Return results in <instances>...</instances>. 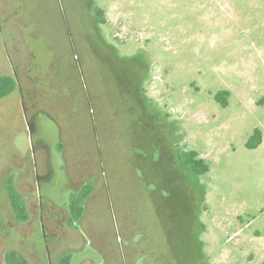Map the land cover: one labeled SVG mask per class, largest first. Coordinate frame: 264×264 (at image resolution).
<instances>
[{
    "label": "rangeland",
    "instance_id": "1",
    "mask_svg": "<svg viewBox=\"0 0 264 264\" xmlns=\"http://www.w3.org/2000/svg\"><path fill=\"white\" fill-rule=\"evenodd\" d=\"M82 3L103 8L97 31L118 56L149 68L147 111L135 125L130 66L87 52L80 0H0V72L18 82L0 101V264L10 251L29 264L64 251L72 264H264V0ZM254 127L263 139L248 149ZM173 142L210 171L181 169ZM87 182L68 225L69 195Z\"/></svg>",
    "mask_w": 264,
    "mask_h": 264
},
{
    "label": "trees",
    "instance_id": "2",
    "mask_svg": "<svg viewBox=\"0 0 264 264\" xmlns=\"http://www.w3.org/2000/svg\"><path fill=\"white\" fill-rule=\"evenodd\" d=\"M82 0H80L79 6L82 8ZM86 8L85 11L87 12L89 16V23L88 27L91 30V35L96 37V44L94 46H89V37L85 35L84 43L86 46V50L88 53H98V47H103L104 49L110 51L112 53V58L116 60L117 64L120 66H125L126 64L130 66L128 68L130 71H128L130 79L126 80L127 83H130L131 81V93L133 98V104L131 103V111L132 113L130 116H133V119H135V125H138V123L142 122L143 116H145L147 107L146 101L149 102L148 95L146 93L144 85V81L147 78V75L149 74V68L139 65L137 62L134 61L133 58L129 57H120L116 53V49L110 46L107 42L104 41L103 37L101 38L98 31H97V25H101L106 23V16L103 8L94 6L93 8H87L85 4H83ZM92 13V14H90ZM90 47L92 48V52L90 50ZM77 54L79 55V48H76ZM94 55V54H93ZM132 61L133 63H131ZM79 62H80V68H84L83 71H91L95 76V81L97 86L103 85L102 82H100V79L98 76H101V73H96L97 67L96 62L94 61H88L83 60L79 56ZM111 75L113 74L112 71H108ZM114 80L120 81V77L114 72ZM102 77V76H101ZM113 80V81H114ZM111 85L114 87V82L111 81ZM133 84V85H132ZM18 82L15 76L7 73H1L0 72V101L5 98L6 96L10 95L17 87ZM133 88V89H132ZM115 89V87H114ZM104 95V93H103ZM228 96L229 91L227 89H219L214 94V100L220 104L222 107L227 106L228 102ZM95 106V105H94ZM118 110V109H117ZM167 116V115H166ZM263 139V132L260 127H254L250 135L245 141V147L248 149H253L259 146ZM61 145V144H59ZM172 150L175 151L178 149L175 145V142L172 144ZM173 150V151H174ZM172 151V152H173ZM175 154V152H174ZM174 156V155H173ZM176 158L178 160L179 167L185 171H189L194 175H202L210 171V163L207 159L200 156V154L192 148L185 147L184 150L178 151ZM175 160V156H174ZM165 187V186H164ZM94 189L93 183L87 182L83 186H81L76 194L72 193L69 195V201H68V213L69 218L67 220L68 225L81 222L82 215H83V205L85 200L89 197V195L92 193ZM8 194L10 197V201L12 203V207L14 208L15 212L18 214V216L21 218H25V207L19 200V195L17 194V191L12 188L8 187ZM161 197H165L161 195ZM195 244H194V251L195 255L201 254V248L198 240L195 238ZM6 263L7 264H29L28 260L22 256L20 253L16 251H10L6 255ZM56 264H72V255L68 251L62 252L56 261Z\"/></svg>",
    "mask_w": 264,
    "mask_h": 264
},
{
    "label": "flooded vegetation",
    "instance_id": "3",
    "mask_svg": "<svg viewBox=\"0 0 264 264\" xmlns=\"http://www.w3.org/2000/svg\"><path fill=\"white\" fill-rule=\"evenodd\" d=\"M1 21V20H0Z\"/></svg>",
    "mask_w": 264,
    "mask_h": 264
}]
</instances>
